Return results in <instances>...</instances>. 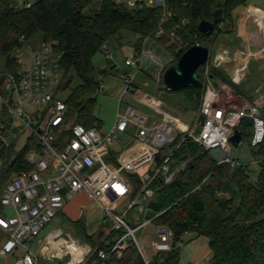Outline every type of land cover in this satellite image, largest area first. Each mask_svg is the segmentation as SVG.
<instances>
[{"label": "built area", "instance_id": "1", "mask_svg": "<svg viewBox=\"0 0 264 264\" xmlns=\"http://www.w3.org/2000/svg\"><path fill=\"white\" fill-rule=\"evenodd\" d=\"M16 1L29 7L35 0ZM127 1L132 6L141 3L165 5L164 0ZM261 13L250 15L262 30L264 39V10ZM163 32L160 29L157 35ZM19 39L20 45L14 51L17 67L14 72L7 73L2 81L4 91L0 90V171L8 162L19 158L21 151L29 145L23 157L29 168L11 177L0 202V230L5 233L0 253L12 254L18 245L27 249L15 264H37L31 250V236H38L69 202L82 193L100 203L105 212L104 222L107 216L110 217L112 226L107 235L113 230L121 233L110 250H106L99 244L83 243L69 231L58 228L47 236L48 255L60 259V264H85L95 252L104 261L112 253L121 258L134 243L145 264H154L153 259L145 256L136 233L144 228L159 238L153 240L158 252L171 250L173 231L154 222L161 212L150 215V203L155 199L159 183L170 184L186 170L187 161L178 163L175 156L180 145L190 138L202 151L220 148L227 156L219 162L234 164L230 137L245 119L253 124L251 144L257 146L264 142L263 107L230 85L216 88L208 69L199 111L191 123L165 108L163 101L155 95L145 92L139 96L133 88L136 74L133 70L120 72L126 85L124 94L148 106L153 112L151 115L127 105L123 112L118 111L109 130L72 122L68 119L66 101L58 97L62 70L57 45L40 43L34 47L24 35ZM106 49L107 57L113 58L107 46ZM146 55L161 65L162 72L166 64L144 46L135 52L130 65L137 71ZM232 56L234 62L240 60L239 57H248L247 62L236 64L229 72L232 81L240 83L248 71L249 61L253 57H264V41L258 49H238L232 51ZM223 93L234 100L227 102L221 96ZM200 114L205 116L203 124L198 120ZM124 136H128L132 144L122 150L115 163L107 162L106 157L112 154L111 145L123 142ZM5 207H11L13 212L6 214ZM132 209H136L135 219L140 220L139 214L144 215V221L136 227L127 218ZM49 238L56 240L61 249H51Z\"/></svg>", "mask_w": 264, "mask_h": 264}, {"label": "trees", "instance_id": "2", "mask_svg": "<svg viewBox=\"0 0 264 264\" xmlns=\"http://www.w3.org/2000/svg\"><path fill=\"white\" fill-rule=\"evenodd\" d=\"M95 1L35 0L28 7L16 0H0V59L3 62L0 90L4 91L2 81L7 73L14 72L17 67L14 51L20 45L21 35L32 44H56L63 72L58 92L72 86L65 100L69 107L68 119L87 127L101 128L94 104L102 90L103 77L115 73L117 68H112V59H108L106 67L98 68L93 59L111 39H119L123 33L138 35L139 40L134 43L136 52L142 49L147 38H155L173 58L160 74L164 84L166 68L176 64L191 46L200 43L211 48L219 38L216 32L221 24L226 26L221 32L233 33L236 10L251 0H164L165 5L141 3L133 7L114 0H101L97 9L89 13ZM202 19L215 22L212 33L200 31ZM160 29L164 32L157 36ZM205 67L202 65L197 70L202 81ZM215 72L212 66L213 77ZM164 89L172 97L165 104L167 109L182 108L185 112L195 109L198 113L203 87L169 90L165 86ZM262 114L264 117V107ZM238 129L245 132V137H251L253 124L245 119ZM253 147V155L260 164L256 178L252 176L250 163L230 173L233 163L217 161L210 150L202 151L192 139L180 145L175 156L179 162L187 161L186 170L170 184L159 183L155 199L150 203V215L161 212L154 222L173 231L171 250L157 252L154 264H179L184 245L202 235L209 239L213 251L210 264H264V142ZM28 149L29 145L19 158L8 162L0 171V202L11 177L29 168L23 158ZM217 176L231 179L238 189L237 200L221 199L218 188L209 180ZM75 225L81 238L106 250H110L121 233L113 230L107 235L110 228L107 224L94 232L88 231L84 221L77 220ZM85 264H145V261L132 243L121 258L112 253L104 261L95 252Z\"/></svg>", "mask_w": 264, "mask_h": 264}, {"label": "rangeland", "instance_id": "3", "mask_svg": "<svg viewBox=\"0 0 264 264\" xmlns=\"http://www.w3.org/2000/svg\"><path fill=\"white\" fill-rule=\"evenodd\" d=\"M114 1L124 3L129 7H133L129 4L127 0ZM251 1L258 5L264 6V0ZM99 5L100 0H96L88 12L90 13L91 11L96 10ZM222 27L225 28L226 26L221 24L220 29ZM220 29L216 32V35L219 37H217L218 40L211 45L210 60L204 68L203 81L206 79L207 69L209 71V74L212 75V66H214L216 72L213 77V82L216 88L230 85L234 90L242 91L247 97L252 98L254 102H257L262 107H264V59L260 58V56L253 57L248 63V77L244 78L240 84L234 83L230 77V74L225 69V67L228 65L215 66L213 59L218 49L227 48L231 51H236L238 49L244 48V45L243 42H241V37H239L238 35L237 27L234 29L233 33L221 32ZM255 30L256 39L254 43L257 45L256 47L258 48L260 47V44L263 40V36L258 29ZM138 40L139 37L136 34L123 33V35L119 39H111L104 46V48L94 56L93 62L96 67H106L108 64V59H110L106 55L107 46L108 51L112 54V61L117 64V70L114 75H106L103 77V87L94 104V113L99 118L101 127L100 129L103 131L109 130L113 126L117 119L118 111L120 110L121 112H123L127 105H132L137 111L141 113H145L148 115H151L153 113L148 106L141 103L138 99L130 97L129 95H126V97H124V100L122 99V101L119 103V100L116 95L112 94L106 88V85L108 83L107 81L112 80L113 77H115L116 73H120L121 71H123V69L133 70L134 72H136L135 77L133 79V88L137 91V94L139 96H143L145 92L151 93L163 101V105L165 108V104H168V101H171L172 97L164 89L166 85L161 82V65L159 63L154 61L150 56L146 55L143 58L141 68L137 71L134 67L130 65V60L133 59V57L135 56L134 43ZM39 45L40 43L33 44L34 47H38ZM144 48L156 54L164 64H167L171 58L170 52L153 37H149L144 41ZM239 59L241 58L239 57ZM231 65L232 66L230 67H233V63ZM2 66L3 62L0 59V67L2 68ZM60 77L62 80L63 72H61ZM71 92L72 86L64 88L61 90V92H59L58 97L62 100H67ZM221 96L225 98L227 102H232L234 100L232 96L225 95L224 93L221 94ZM179 98H181V96ZM173 112L181 116L183 120L188 123H191L197 116V114H195L197 112L195 109L185 112L184 110H182V108H178L176 109V111ZM123 140V142H114L111 145L112 154L106 157L107 162L115 163L117 156L122 152V150L132 144V140H130L129 142L128 136H124ZM232 149L233 150L231 156L235 159V162L234 166L231 167L230 173L238 169L242 164L250 163L252 176L253 178H256L260 169V164L257 162L256 158L253 155L252 151L254 147L251 144V137L246 136L238 147L232 144ZM209 153L214 158H216L217 161L227 156L226 152H223L220 148L212 149ZM178 163L180 162L178 161ZM209 180L211 181L213 186L218 188V195L221 196L222 200H227L228 198H233L234 200H237L238 189L232 183L230 178L217 176L211 177ZM69 208L70 211L65 209V212L57 214V216L46 225V227L43 229L38 238H33L31 236L30 240L33 241L31 246L33 250L37 248L40 239L45 240L47 235L57 227L68 229L71 235L74 236L76 239L90 245V241L81 238V236L79 235L78 229L75 225L76 221H72L76 218L79 220V222L83 221L81 219H84L87 225L90 224L91 226L93 225V222H95V230L100 228L102 224H107L108 227L112 226L111 219L109 216L105 218L106 222L103 223L105 212L100 203L87 196H84L83 199L80 198V200L70 205ZM4 210L6 214H11L13 212L11 207H5ZM135 212L136 209H132L128 213L127 218L132 224V226L136 227L144 221V215L139 214L141 219L137 220L135 219ZM83 215L85 216L83 217ZM136 234L140 243L142 244V250L145 256L150 259H154L158 251L153 245V240H159V238L157 236L153 237L151 233L146 231L144 228L139 229ZM4 242L5 236L3 238V233H1L0 231V249L2 248ZM41 245V250L43 251L44 244ZM26 251L27 249H25L23 245H18L17 249L12 254L3 255L0 253V264H14L17 259H21L24 256ZM44 251L45 254H48V249H45ZM41 261L40 263L42 264Z\"/></svg>", "mask_w": 264, "mask_h": 264}, {"label": "crops", "instance_id": "4", "mask_svg": "<svg viewBox=\"0 0 264 264\" xmlns=\"http://www.w3.org/2000/svg\"><path fill=\"white\" fill-rule=\"evenodd\" d=\"M250 7H251V9H252V7L258 8L259 14H257V15H262L261 11L264 10V6L258 5L256 3H254L253 1H250V3L248 4V6H246V7L244 6V7H241V8H239V9L236 10V27H237V30H238L237 31L238 32V35L242 39L241 42H243L244 48H252V50H254L255 48L258 49L256 47L257 45L254 43L255 42V39H256V37H255L256 30L255 29H258L259 30V28L256 26L253 18L250 15L251 14L250 11H252L250 9ZM249 9H250V11H249ZM261 31L262 30H259V32H261ZM263 32H264V30H263ZM263 41H264V39L262 40V42ZM260 58H263L264 59V57H261V56H260ZM232 63H233V67H230V66H232L231 65ZM236 64H238V62L232 61L230 64H225L224 63L221 66L228 65V66L225 67V69L229 73L231 70H233V68H234V66ZM114 65L117 68V64L114 63ZM124 70H127V69H123V71ZM114 74L115 73H111L108 76L114 75ZM119 75H120V73L118 72V73H116L115 77H113L112 80L107 81L108 83L106 85L107 86L106 88L112 94L116 95V97L118 98L119 103H120V100H122V99L124 100V97H126V95L124 94L125 93V89H126V85H125L124 81L120 78ZM247 77L248 76H245L244 78H247ZM240 83H236V84H240ZM238 93L241 94L242 96L246 97L248 100L253 101L252 98L247 97L245 95V93H243L242 91H239ZM168 110H170V109H168ZM170 111H172V110H170ZM84 196L89 197L86 193L79 194L74 200H72L71 202H69L66 205V207L64 208V210L62 212H60V213L65 212V209L68 210V211H70L69 206L72 205L74 202L80 200V198L83 199ZM84 216L85 215H83V217ZM77 220L78 219L76 218V219H74L72 221H77ZM81 220L84 221L85 226H86V228L88 229L89 232H94V230H95L94 228L96 226L95 225V222H93V225L91 226L90 224L87 225V223H86V221L84 219H81ZM58 228H62V227H57L54 230H56ZM62 229L68 231V229H64V228H62ZM0 231H1V233H3V238H4L5 233L2 230H0ZM39 235L38 236H34L33 238H38ZM46 239H47V237H46ZM46 239L45 240H41L40 239L39 240V243H38V246H37V248L35 250H33L32 247H31V250L33 251V253L35 255L37 264H41L40 263L41 260H42L41 261L42 264H60L61 263V260L60 259L55 258V257H51L48 254H45V251L44 250L47 249L45 247V244L47 243ZM30 241H31V246H32L33 241L32 240H30ZM41 244H44V246H43L44 250L43 251L41 250V248H42L41 247L42 246ZM212 257H213V251H212L211 246H210V241H209V239L206 236H203L202 235V236L194 237L193 239H191L188 243H186L184 245V247L182 249V252H181V257H180V263L179 264H210V261H211Z\"/></svg>", "mask_w": 264, "mask_h": 264}, {"label": "water", "instance_id": "5", "mask_svg": "<svg viewBox=\"0 0 264 264\" xmlns=\"http://www.w3.org/2000/svg\"><path fill=\"white\" fill-rule=\"evenodd\" d=\"M215 22L207 19H202L199 23V29L205 34H210L214 31ZM211 48L207 45L196 43L187 49L179 58L176 64H172L166 68L163 73V81L169 90H177L184 87H203V81L198 75V68L206 65L210 60ZM233 61L232 51L227 48H221L216 51L213 62L215 66L222 64H230ZM115 65H112L114 68ZM246 73L245 76H248ZM205 116L200 114L198 120L200 124L204 123ZM245 132L240 129H235L230 137L234 146L238 147L245 138ZM192 166V162H189ZM162 181V178H160ZM69 260V256H66Z\"/></svg>", "mask_w": 264, "mask_h": 264}, {"label": "bare ground", "instance_id": "6", "mask_svg": "<svg viewBox=\"0 0 264 264\" xmlns=\"http://www.w3.org/2000/svg\"><path fill=\"white\" fill-rule=\"evenodd\" d=\"M252 11H251V13H253V14H259V11H258V8H256V7H252V9H251ZM247 60H248V57H246V58H241L240 60H238L237 62H238V64L239 65H241L242 63H245V62H247ZM49 240V242H50V248L51 249H53V250H57V249H61V247H60V245H59V243L58 242H56V240H53L52 238H49L48 239ZM46 247V246H45ZM78 252V255H79V251H77ZM80 256V255H79Z\"/></svg>", "mask_w": 264, "mask_h": 264}]
</instances>
